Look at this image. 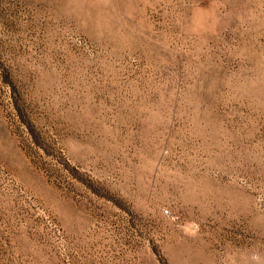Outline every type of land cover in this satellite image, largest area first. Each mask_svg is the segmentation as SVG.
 <instances>
[{
	"label": "rangeland",
	"instance_id": "obj_1",
	"mask_svg": "<svg viewBox=\"0 0 264 264\" xmlns=\"http://www.w3.org/2000/svg\"><path fill=\"white\" fill-rule=\"evenodd\" d=\"M0 264H264V0H0Z\"/></svg>",
	"mask_w": 264,
	"mask_h": 264
}]
</instances>
